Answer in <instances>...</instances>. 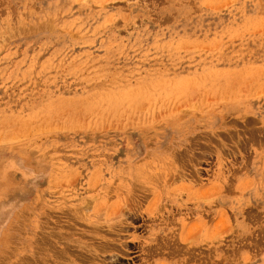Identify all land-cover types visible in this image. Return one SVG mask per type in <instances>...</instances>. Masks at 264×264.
Wrapping results in <instances>:
<instances>
[{
    "label": "rangeland",
    "instance_id": "obj_1",
    "mask_svg": "<svg viewBox=\"0 0 264 264\" xmlns=\"http://www.w3.org/2000/svg\"><path fill=\"white\" fill-rule=\"evenodd\" d=\"M101 262L264 264V0H0V264Z\"/></svg>",
    "mask_w": 264,
    "mask_h": 264
},
{
    "label": "bare ground",
    "instance_id": "obj_2",
    "mask_svg": "<svg viewBox=\"0 0 264 264\" xmlns=\"http://www.w3.org/2000/svg\"><path fill=\"white\" fill-rule=\"evenodd\" d=\"M191 174V173H190ZM164 176V175H163ZM177 176H178V174H177ZM177 176H175V177H177ZM179 176H180V174H179ZM181 176H184V174H181ZM191 176V175H190ZM195 176V175H194ZM192 177V176H191ZM164 178H165V176H164ZM171 181H174V180H171ZM138 193V192H137ZM121 195V194H120ZM135 196V195H134ZM133 195H132V197H131V199L129 200L128 199V197H127V200H129V201H125L127 204H123L122 205V209L120 208V206L121 205H118L117 206V208H116V206H114V210L117 212L118 211V216L119 215H121L122 217H124V222H122V221H120V223H121V225H122V223H123V227L122 226H120L121 228H119V227H116L115 226V228H118L119 229V232H121V230L124 228V226H125V230H127L128 229V227H130L131 226V222H133L134 220H135V218H142V213H140L139 212V210L141 209V196H139V197H134ZM145 196V195H144ZM142 198H143V196H142ZM144 199H146V198H144ZM118 203V202H117ZM123 203V202H122ZM119 204V203H118ZM88 205V204H87ZM92 205V204H91ZM83 207V206H82ZM80 208V207H79ZM87 208V207H86ZM118 208L119 209H121L120 211L118 210ZM98 209V208H97ZM82 209L80 208V211H81ZM84 210V209H83ZM88 210H89V208H88ZM141 211V210H140ZM92 212V211H91ZM112 212V211H111ZM110 213V212H109ZM112 213H114V212H112ZM62 214V213H61ZM60 215V214H59ZM65 215V214H64ZM109 215V214H108ZM52 216V215H51ZM57 216V215H56ZM68 217H69V215H68ZM73 217V216H72ZM120 217V216H119ZM121 218V217H120ZM73 219V218H72ZM123 219V218H122ZM137 220V219H136ZM54 221H55V219H54ZM76 222V221H75ZM67 223V222H66ZM50 224V223H49ZM119 225V224H118ZM79 226V225H78ZM66 227V226H65ZM114 226H112L111 228L114 230V228H113ZM86 228V227H85ZM110 228V229H111ZM48 229V228H47ZM53 229H54V227H53ZM87 229V228H86ZM117 229V230H118ZM39 230H40V228H39ZM55 231V230H54ZM123 231V230H122ZM40 232H41V230H40ZM106 233H108L109 234V232L108 231H105ZM105 232H104V234L103 235H106L105 234ZM112 232V231H111ZM110 232V233H111ZM114 234H117L116 236H113V238H115V239H107L106 237H104V236H101L98 240H99V242L98 243H96V247L95 246H90L91 248H89L90 250H87V252L85 251V254L88 256V257H85V256H82V257H84L83 258V260H85V262L86 263H91V261L92 262H94V261H96V260H101V261H103V262H105V261H108V263L109 262H111V263H113V262H115V256H114V254H117V252L119 251L120 252V250H118V248H117V246L116 245H119V247H120V245H121V243L122 242H120L119 243V241H120V239L118 238L119 237V232L118 231H115L114 230ZM116 232H118V233H116ZM174 232V231H173ZM176 232V231H175ZM45 233V232H44ZM44 233H42L41 232V234H44ZM96 233H97V231H96ZM99 233V232H98ZM113 233V232H112ZM54 234V233H53ZM168 235V234H167ZM188 235V234H187ZM48 236V235H47ZM55 236H57V235H55ZM54 236V237H55ZM77 236V235H76ZM171 236V235H170ZM58 237V236H57ZM122 237H124V236H122ZM37 238V237H36ZM61 238H63V237H61ZM173 238V237H172ZM46 239H47V237H46ZM56 239V238H55ZM60 239V238H59ZM59 239H58V241H59ZM89 239H91V238H89ZM95 238H93V240H94ZM182 239V238H181ZM68 240V239H67ZM92 240V239H91ZM172 240H174V239H172ZM43 241V240H42ZM94 241H97L96 239L94 240ZM166 241V240H165ZM165 241H163V243H165ZM175 241H176V239H175ZM52 242V241H51ZM161 242V241H160ZM168 241H166V243H167ZM170 242V243H169ZM168 243L169 244H171V246H173V244L171 243V241H169ZM173 242V241H172ZM177 242V241H176ZM176 242H175V244H176ZM180 242V241H179ZM191 242V241H190ZM62 243H64V242H62ZM92 243V242H91ZM95 243V242H94ZM94 243H92V244H94ZM165 243V244H166ZM168 243H167V246H168ZM174 243V242H173ZM184 243V242H183ZM187 243V242H186ZM41 244V243H40ZM55 244V243H54ZM87 244V243H86ZM123 244V243H122ZM125 244V243H124ZM162 244V243H161ZM45 245H47V244H45ZM68 245V244H67ZM66 245V246H67ZM76 245V244H75ZM91 245V244H90ZM40 246V245H39ZM57 246V245H56ZM65 246V245H64ZM86 246V245H85ZM158 246V245H157ZM159 246H160V243H159ZM164 245L162 244V247H163ZM166 246V245H165ZM171 246H170V248H171ZM183 246V245H182ZM185 246V245H184ZM187 246V245H186ZM50 247V246H49ZM51 247H52V245H51ZM50 247V248H51ZM76 247V246H75ZM81 247V246H80ZM82 247H83V245H82ZM123 247V246H122ZM126 247V246H125ZM136 247V246H135ZM181 247V246H180ZM188 247V246H187ZM187 247H186V249H187ZM205 247V246H204ZM53 248V247H52ZM63 247H61V249H62ZM121 248V247H120ZM156 248V247H155ZM182 248V247H181ZM37 249H39L38 247H37ZM69 249V248H68ZM82 249V248H81ZM84 249H85V247H84ZM83 249V250H84ZM147 249H149L150 250V248L148 247ZM153 249H154V247H153ZM152 249V250H153ZM165 249H167V247H165L163 250H165ZM185 249V248H184ZM185 249V250H186ZM66 250V249H65ZM64 250V251H65ZM71 250V249H70ZM75 250V249H74ZM99 250V251H98ZM152 250H151V253H154V251H156V249L152 252ZM159 250H161V249H159ZM172 250H173V248H172ZM178 250V248H177V245H176V249H175V251H177ZM180 250V249H179ZM184 250V251H185ZM54 251H56L57 252V250H53V252ZM62 251V253L64 254V255H66V252L68 251H66V252H64L63 251V249L61 250ZM76 251V250H75ZM75 251L73 252V253H71L70 254V256L73 254V256L75 255ZM142 252H143V249L141 250ZM175 251H172L173 253L175 252ZM183 251V252H184ZM69 252H71V251H69ZM79 252V251H78ZM122 252V251H121ZM127 252V251H126ZM157 252H158V250H157ZM165 252V251H164ZM168 254H166V255H169V252L170 251H166ZM172 252H170V253H172ZM81 253V252H80ZM79 253V255H83V253L82 254H80ZM144 253V252H143ZM146 253V252H145ZM150 253V254H151ZM159 253H160V255H162L163 253H162V251H159L158 253H156L155 252V254L157 255H159ZM58 254H61V253H58ZM58 254H56V255H58ZM63 254H61V256L63 255ZM69 254V253H68ZM109 255V257L108 258H105V257H103L102 255ZM154 254V255H155ZM54 255V254H53ZM146 255V254H145ZM148 255V254H147ZM157 255V256H158ZM173 255V254H172ZM59 256V255H58ZM117 256V255H116ZM121 256V255H120ZM78 257V255H75L74 256V258L76 259ZM154 257V256H153ZM168 257V256H167ZM173 257V256H172ZM63 258H64V256H63ZM66 258V257H65ZM64 258V259H65ZM67 259V258H66ZM65 259V260H66ZM34 260H35V258H34ZM82 260V259H81ZM88 260V261H87ZM94 260V261H93ZM67 261L69 262V263H72L73 262V260H71L70 258L69 259H67ZM47 262V261H46ZM78 262V261H77ZM117 262V261H116ZM95 263V262H94ZM110 263V264H111ZM85 264V263H84ZM101 264H102V262H101ZM107 264V263H106ZM115 264H117V263H115Z\"/></svg>",
    "mask_w": 264,
    "mask_h": 264
}]
</instances>
